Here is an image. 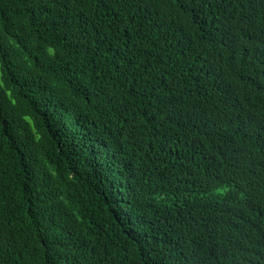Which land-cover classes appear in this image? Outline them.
I'll return each instance as SVG.
<instances>
[{
    "label": "trees",
    "instance_id": "obj_1",
    "mask_svg": "<svg viewBox=\"0 0 264 264\" xmlns=\"http://www.w3.org/2000/svg\"><path fill=\"white\" fill-rule=\"evenodd\" d=\"M0 264H264V0H0Z\"/></svg>",
    "mask_w": 264,
    "mask_h": 264
}]
</instances>
